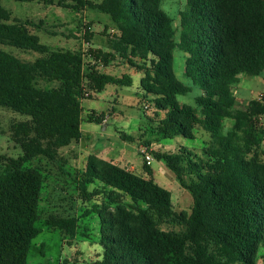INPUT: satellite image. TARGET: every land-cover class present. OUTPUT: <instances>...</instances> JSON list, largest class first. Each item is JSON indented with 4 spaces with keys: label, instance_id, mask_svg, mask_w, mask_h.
I'll return each mask as SVG.
<instances>
[{
    "label": "trees",
    "instance_id": "16d2710c",
    "mask_svg": "<svg viewBox=\"0 0 264 264\" xmlns=\"http://www.w3.org/2000/svg\"><path fill=\"white\" fill-rule=\"evenodd\" d=\"M15 1L76 14L96 10L110 16L116 33L105 29L107 50H54L33 33L43 21L13 20L0 0V133L23 152L17 158L0 154V264H27L40 233L35 224L47 171L34 161L59 163L66 175L63 149L81 141L84 121L103 123L104 113L83 118L85 92L132 86L129 75L103 70L117 60L138 69L142 90L154 97L161 118L154 135L197 140L203 130L209 142L201 153L183 146L152 151L191 193L190 212L175 210L171 192L149 166L140 175L91 154L83 170L76 168L75 190L83 200L103 196L87 210L101 226L103 253L92 264H264V97L238 108L235 94L241 76L264 78V0H187L177 27L163 0ZM81 27L84 42L92 44L90 25ZM3 46L41 56L24 61ZM176 50L186 54L185 77L201 91L195 106L178 101L191 87L175 74ZM97 182L102 186L91 189ZM48 225L74 238L78 220L51 215Z\"/></svg>",
    "mask_w": 264,
    "mask_h": 264
},
{
    "label": "rangeland",
    "instance_id": "374dc122",
    "mask_svg": "<svg viewBox=\"0 0 264 264\" xmlns=\"http://www.w3.org/2000/svg\"><path fill=\"white\" fill-rule=\"evenodd\" d=\"M97 3L101 0H92ZM163 10L176 20L175 26H179L181 14L188 11L187 0H163ZM3 7L12 14L13 20H30L36 24L43 21L41 30L34 29L33 33L40 38L43 45L52 49L83 51L88 47L108 49L107 36L104 31L108 28V34L116 33L114 24L109 15L96 10L87 9L80 14L57 6L44 5L39 1L18 2L15 0H2ZM83 25H90L92 33V44H86L83 39ZM178 37V34H177ZM8 53L24 61H35L41 55L36 52L22 51L11 46H3ZM186 54L181 50L175 51L174 71L177 78L191 87V92L185 96H179L181 104L195 106V99L200 96L201 91L193 86L190 79L185 77ZM105 72L123 76L129 75L132 86L108 85L104 91L92 94L91 99L82 101L83 118L95 111L104 113L108 118L105 123L82 124L83 138L78 144L70 148H64L68 152L66 158L69 163L63 169L71 174L63 175L59 163H48L40 158L34 161V165L46 169L47 180L39 204L41 218L35 226L40 230L39 235L32 241L27 256V264H92L102 256L103 249L100 245V219L96 213H88L92 204L101 202L103 196L93 197L92 202H85L75 190L74 172L83 170L89 155L100 154L103 150L108 151L106 159H114L123 166L135 168L138 174L144 175L145 162L140 153V145L144 141L150 142L152 151L159 149L163 151H178L183 146L190 150L201 153L209 137L200 130L197 140L177 138L172 141L161 140L153 134L157 126L156 121L161 119L156 114L154 97L146 94L141 88L142 73L130 65L123 64L120 60L103 69ZM238 108H245L249 101L260 100L264 97V78H251L241 76L240 84L235 89ZM148 105L149 109L144 107ZM264 123V117L262 118ZM230 126V123H228ZM127 135L131 140H124ZM0 154H7L17 158L23 154L22 149L15 145L8 134L0 133ZM76 158V160H74ZM155 180L172 195V202L177 212H190L193 206L191 193L182 188L174 174L165 164L153 161L151 167ZM97 182L91 189L100 187ZM125 203H133L130 198ZM51 215L58 217H74L78 220L77 234L74 238L63 234L60 229H51L48 218ZM166 230H179L178 227L164 225ZM86 237H85V236ZM88 236V237H87ZM262 253H264L262 251ZM262 263V260H259Z\"/></svg>",
    "mask_w": 264,
    "mask_h": 264
},
{
    "label": "built area",
    "instance_id": "2783aa9c",
    "mask_svg": "<svg viewBox=\"0 0 264 264\" xmlns=\"http://www.w3.org/2000/svg\"><path fill=\"white\" fill-rule=\"evenodd\" d=\"M85 97L86 98H90L91 97V92L86 91L85 92ZM144 109L148 110L149 106L146 105L144 107ZM107 118L108 117L105 115V117L103 119V123L107 122ZM139 150H140L141 155L144 157L145 165L149 166V167H152L153 161L155 160L154 156L152 154V149L150 147L146 146V145H141Z\"/></svg>",
    "mask_w": 264,
    "mask_h": 264
},
{
    "label": "crops",
    "instance_id": "0c3cea01",
    "mask_svg": "<svg viewBox=\"0 0 264 264\" xmlns=\"http://www.w3.org/2000/svg\"><path fill=\"white\" fill-rule=\"evenodd\" d=\"M107 154H108V151L103 150L100 154H97V156L100 157V158H102V159H104V160H107V161H113L114 163H116V164H118V165H120V166H122V167H124L126 169H129V170L134 171L135 173H137V171H135V168H133V167L132 168H129V167L123 166L120 162H117L114 159H111V160L106 159Z\"/></svg>",
    "mask_w": 264,
    "mask_h": 264
}]
</instances>
